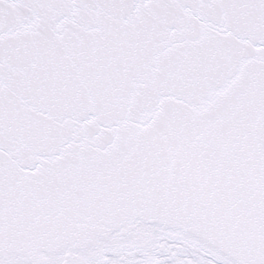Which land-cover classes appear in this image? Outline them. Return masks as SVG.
<instances>
[{"label":"snow or ice","instance_id":"obj_1","mask_svg":"<svg viewBox=\"0 0 264 264\" xmlns=\"http://www.w3.org/2000/svg\"><path fill=\"white\" fill-rule=\"evenodd\" d=\"M0 264H264V0H0Z\"/></svg>","mask_w":264,"mask_h":264}]
</instances>
